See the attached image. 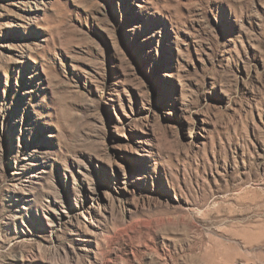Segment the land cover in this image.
Here are the masks:
<instances>
[{
	"label": "rangeland",
	"instance_id": "obj_1",
	"mask_svg": "<svg viewBox=\"0 0 264 264\" xmlns=\"http://www.w3.org/2000/svg\"><path fill=\"white\" fill-rule=\"evenodd\" d=\"M0 264H264V0H0Z\"/></svg>",
	"mask_w": 264,
	"mask_h": 264
}]
</instances>
